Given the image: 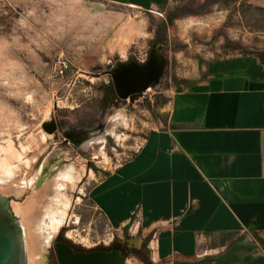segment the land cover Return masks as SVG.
Returning <instances> with one entry per match:
<instances>
[{"label":"rangeland","instance_id":"rangeland-1","mask_svg":"<svg viewBox=\"0 0 264 264\" xmlns=\"http://www.w3.org/2000/svg\"><path fill=\"white\" fill-rule=\"evenodd\" d=\"M156 49L163 55L158 79L119 98L110 73L128 62L145 64ZM244 53L264 54V7L248 0L150 9L103 0H0V176L10 166L26 168L34 157L21 178L28 183L24 190L6 192L0 183V194L9 197L21 223L17 207L26 206L40 174L73 163L80 176L73 184L63 181L59 194L50 189L58 195L56 211L70 202L44 251L45 264H59L53 245L59 236L84 249L140 239L137 232L111 228L92 189L165 123L178 85L194 80L208 59ZM61 56L72 65L58 77ZM49 225L46 217L42 231ZM138 252L145 255L144 243L141 250L130 247L127 259ZM27 263L33 264L28 252Z\"/></svg>","mask_w":264,"mask_h":264},{"label":"crops","instance_id":"crops-1","mask_svg":"<svg viewBox=\"0 0 264 264\" xmlns=\"http://www.w3.org/2000/svg\"><path fill=\"white\" fill-rule=\"evenodd\" d=\"M103 1L150 9L189 0ZM91 197L111 228L143 241L145 255L126 264H264V63L208 59L176 87L165 123Z\"/></svg>","mask_w":264,"mask_h":264},{"label":"water","instance_id":"water-1","mask_svg":"<svg viewBox=\"0 0 264 264\" xmlns=\"http://www.w3.org/2000/svg\"><path fill=\"white\" fill-rule=\"evenodd\" d=\"M162 64L163 55L156 49L145 64L131 62L111 72L118 97L127 99L147 89L158 79ZM128 243L137 249L143 246L135 237ZM55 250L59 264H125L127 259V253L116 248L76 252L65 242H57ZM0 264H28L23 226L12 210L9 197L3 194H0Z\"/></svg>","mask_w":264,"mask_h":264},{"label":"bare ground","instance_id":"bare-ground-1","mask_svg":"<svg viewBox=\"0 0 264 264\" xmlns=\"http://www.w3.org/2000/svg\"><path fill=\"white\" fill-rule=\"evenodd\" d=\"M38 158H40V156L36 157V159ZM32 161L31 163L28 162L24 169L18 168V170H15L17 166L12 167L10 165V167H7L6 177L0 176V183L2 186L4 185L3 187H6L4 191L19 194L24 190L28 183H24L21 178L24 173L33 169L34 163H32ZM33 172L31 173V177L33 176ZM77 175L79 176L73 163H66L63 168L54 169L51 173L45 175L40 174L38 176L39 178L37 177L40 183L35 185V189L32 191L33 194L26 203V206L17 207L20 215H22L21 224L25 233L26 250L33 264H45L44 253L51 244L52 238L63 226V221L68 214L67 209L69 208L70 201H65L63 203V208L56 211L53 205L54 203L59 204L58 195L51 193L50 189L53 188V192L55 191L56 194H59L65 189L68 182H72L73 184L75 179H79L80 176L78 177ZM63 181H67V183ZM46 217H50V225L48 227L49 230H43V232L42 226L44 225V219Z\"/></svg>","mask_w":264,"mask_h":264},{"label":"flooded vegetation","instance_id":"flooded-vegetation-1","mask_svg":"<svg viewBox=\"0 0 264 264\" xmlns=\"http://www.w3.org/2000/svg\"><path fill=\"white\" fill-rule=\"evenodd\" d=\"M130 63L128 62V64H126V65H129ZM122 66V65H121ZM121 66L119 67V69L121 68ZM116 70H118V69H116ZM115 70V71H116ZM113 72V71H112ZM57 242H65L66 244H68V245H70L71 247H72V249L74 250V251H76V252H79V251H81V252H88V251H92V250H102V249H105V250H107V251H109V250H111V249H113V248H116V249H119L120 251H121V253H126L127 251H129V249H130V246H129V243H122V242H119L118 244H114L110 249L109 248H96V249H84V248H81V247H77V246H75V245H73V244H71L69 241H67V240H65V239H63L61 236H59L56 240H55V242H54V248H55V243H57ZM55 253H56V250H55Z\"/></svg>","mask_w":264,"mask_h":264},{"label":"built area","instance_id":"built-area-1","mask_svg":"<svg viewBox=\"0 0 264 264\" xmlns=\"http://www.w3.org/2000/svg\"><path fill=\"white\" fill-rule=\"evenodd\" d=\"M71 65V61L68 58H66L65 56H61L54 67L56 76H65L69 72V70H71Z\"/></svg>","mask_w":264,"mask_h":264},{"label":"trees","instance_id":"trees-1","mask_svg":"<svg viewBox=\"0 0 264 264\" xmlns=\"http://www.w3.org/2000/svg\"><path fill=\"white\" fill-rule=\"evenodd\" d=\"M244 54H252V53H244ZM255 55H257L260 58V60L264 63V54L258 53V54H255Z\"/></svg>","mask_w":264,"mask_h":264}]
</instances>
